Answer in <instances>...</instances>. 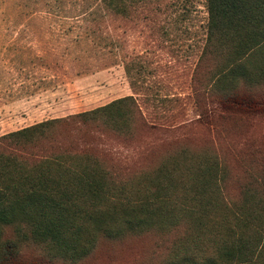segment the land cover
<instances>
[{
    "label": "trees",
    "instance_id": "16d2710c",
    "mask_svg": "<svg viewBox=\"0 0 264 264\" xmlns=\"http://www.w3.org/2000/svg\"><path fill=\"white\" fill-rule=\"evenodd\" d=\"M150 2L94 1L123 19ZM205 8L194 75L203 92L194 98L226 115L262 110L264 0H205ZM143 128L148 121L128 96L1 136L0 264H79L102 242L147 234L169 238L163 264H264V155L238 158L243 178L231 198L230 172L212 151L182 145L125 173L92 146L100 132L134 141Z\"/></svg>",
    "mask_w": 264,
    "mask_h": 264
},
{
    "label": "rangeland",
    "instance_id": "374dc122",
    "mask_svg": "<svg viewBox=\"0 0 264 264\" xmlns=\"http://www.w3.org/2000/svg\"><path fill=\"white\" fill-rule=\"evenodd\" d=\"M94 1L0 0V137L133 96L150 129L134 141L98 133L92 146L108 167L132 173L182 145L209 150L225 161L229 195L237 197L238 158L264 155V107L226 115L194 98L203 92L194 75L205 0H151L129 19L96 11ZM257 95L264 99V90ZM162 238L102 242L79 264H163L170 245Z\"/></svg>",
    "mask_w": 264,
    "mask_h": 264
}]
</instances>
